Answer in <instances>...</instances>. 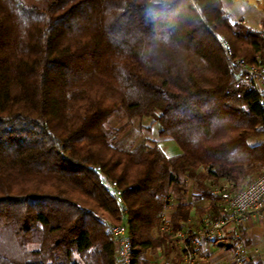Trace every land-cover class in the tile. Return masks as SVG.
I'll return each instance as SVG.
<instances>
[{"label":"trees","instance_id":"obj_1","mask_svg":"<svg viewBox=\"0 0 264 264\" xmlns=\"http://www.w3.org/2000/svg\"><path fill=\"white\" fill-rule=\"evenodd\" d=\"M237 59L264 61V18L233 22L223 0H0V264H117L124 221L133 264H156L170 209L175 230L220 217L212 186L264 173ZM111 118L152 119L181 152Z\"/></svg>","mask_w":264,"mask_h":264},{"label":"built area","instance_id":"obj_2","mask_svg":"<svg viewBox=\"0 0 264 264\" xmlns=\"http://www.w3.org/2000/svg\"><path fill=\"white\" fill-rule=\"evenodd\" d=\"M245 3H260L261 0H243ZM264 16V10H262ZM243 21L245 24V20ZM237 22V21H236ZM233 64L246 76L248 83L260 95L264 106V61L250 65L243 59ZM211 192L219 199L221 216L215 218L204 213L197 220L191 217L183 227L175 230L166 212L161 231L170 236V251L159 249L156 264H244L251 255L248 244L242 233L247 228L251 216L262 219L264 215V173L253 182L237 187L230 181H223L212 186ZM111 239L115 248L117 264H133V250L128 228L122 225L109 224ZM230 251L231 261L214 262L208 255L209 246Z\"/></svg>","mask_w":264,"mask_h":264},{"label":"crops","instance_id":"obj_3","mask_svg":"<svg viewBox=\"0 0 264 264\" xmlns=\"http://www.w3.org/2000/svg\"><path fill=\"white\" fill-rule=\"evenodd\" d=\"M229 1L234 4H241L244 6L243 8H245L243 10V8L241 9L239 7V12L241 14L238 17L231 12L233 22L245 20L246 24L252 30L257 31L260 29V22L264 18L262 12L264 9L260 6L264 5V0H261L260 3L254 2L252 5L245 3L243 0ZM252 14L255 15V18L252 17ZM194 205L196 207L207 208L210 205V201L205 199L196 200L194 201ZM172 211L173 209H170V213ZM242 236L248 244L249 251L251 252V255H249V257L245 260L244 264H264V215L261 220L256 218V216H251L248 220L247 228L243 231ZM208 255L211 256L213 261L217 263L231 261L232 259L230 251H223L214 248L212 245L209 246ZM147 258L156 261L155 256L151 253L147 254Z\"/></svg>","mask_w":264,"mask_h":264},{"label":"rangeland","instance_id":"obj_4","mask_svg":"<svg viewBox=\"0 0 264 264\" xmlns=\"http://www.w3.org/2000/svg\"><path fill=\"white\" fill-rule=\"evenodd\" d=\"M224 3L227 4L229 10L236 16L238 17L241 13L239 12V7L242 9L244 6L241 4H234L231 3L229 0H223ZM264 9V5L260 6ZM245 8H243L244 10ZM252 17L255 18V15L252 14ZM109 127L113 129H124L125 132L127 133L130 131L132 128H139L141 126L145 128H150L151 131L149 132L148 129H145L144 131V137L149 138L151 140H158L161 148L165 152V154L169 157H172L174 155H177L181 152L179 145L174 141L170 139H163L159 136V125H153V120L149 118H145L143 120H134V121H129L127 119L125 120H117L115 118H111L108 122ZM194 192V191H193ZM196 193V192H195ZM188 200H192L190 195L188 196ZM196 204V202H195ZM168 214L170 213V210L168 211ZM124 226H126V221L123 223ZM127 227V226H126Z\"/></svg>","mask_w":264,"mask_h":264},{"label":"bare ground","instance_id":"obj_5","mask_svg":"<svg viewBox=\"0 0 264 264\" xmlns=\"http://www.w3.org/2000/svg\"><path fill=\"white\" fill-rule=\"evenodd\" d=\"M251 2H254V0H250Z\"/></svg>","mask_w":264,"mask_h":264}]
</instances>
